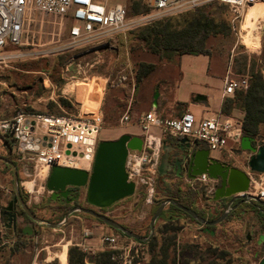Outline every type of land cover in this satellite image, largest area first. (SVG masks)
<instances>
[{
	"label": "rangeland",
	"instance_id": "374dc122",
	"mask_svg": "<svg viewBox=\"0 0 264 264\" xmlns=\"http://www.w3.org/2000/svg\"><path fill=\"white\" fill-rule=\"evenodd\" d=\"M117 1L127 10L124 24L119 29L99 31L96 38L85 39L80 44L71 45L66 21L61 32L57 33L55 29L53 31V37H55L53 46H65L62 50L47 53L52 46L47 44L32 51L31 54L27 53L23 59L12 61L9 67L0 70V119L11 117L17 112L56 115L60 112L83 118L102 115L100 141L115 140L126 134L128 130L126 127L128 124H122V118L126 112H129V116L136 120L142 112L150 109L148 105L153 100L157 82H160L162 96L165 98L163 99L166 111L164 116L172 118L181 116L188 111V106L175 101L174 88L176 89L179 80V57L159 59L157 55L150 52L147 44L140 37L142 31L152 25L169 24L171 28L178 29L189 27L198 9L206 12L211 20V31L206 37L205 44L210 50L213 64L215 66L226 64L234 78L250 75L252 68L255 73H261L264 76V23L259 21L263 17V14L259 15V13L264 7L261 2L249 6L239 19L234 20L235 13L230 6L217 0L195 8L176 6L169 10H156L146 0ZM38 20L43 19L38 18ZM39 28L44 30L42 35L45 36L47 33L45 28L41 26ZM10 50L20 51L17 47ZM139 62L157 64L158 67L150 75L148 83L142 86L140 84L135 89V72ZM40 71L43 74L38 73ZM145 96H148V104L144 101ZM61 98L68 102L67 106L61 105ZM51 103L54 106L49 109ZM237 112H234L235 117H238ZM154 130L158 132V135L155 136L156 138L152 137L147 143L150 149H154L158 146L157 139H160V164L161 156L164 154L163 145H169L173 140L171 136L161 134L159 128ZM256 143L264 145V138H256ZM235 152L240 163L234 159L227 160L232 166L244 171L249 154L240 152L236 148ZM0 153H4L1 150V141ZM13 158L22 169L23 163L17 160L16 155ZM25 169L30 171V165ZM29 179L19 174V181ZM151 184L153 190L148 192L146 185L138 182L134 195L118 201L112 205L113 208L103 209V213L130 231L148 237L151 233V220L158 209V202L168 199L165 196L168 191L181 188L183 197L185 193H190L198 205V207L192 206L195 211L202 207L219 204L213 199V195L205 194L202 185H196L193 188L185 181V178L161 175L159 165L157 173L151 178ZM23 194L28 200L33 197L30 203L31 209L45 223L44 229L38 228L39 242L35 245L45 246L43 239L52 234L54 239H60V231L52 230L48 224L53 222L52 219L60 220L59 216L51 217L48 205L51 202V192L45 186L39 188V192L32 193V196L24 192ZM169 205L171 204H167ZM182 216V219L173 216L172 222L166 227L167 219L160 217L157 219L152 238L157 241L158 246L151 251L147 261L144 260L138 264H148L151 257L159 253V248L163 244H171L169 264L173 258L177 262L182 250H189V252L185 251L186 256L182 257V264H205L202 262L201 255L205 251L216 253V250L212 251L204 240L193 239L194 244L188 243L190 237H186L187 231H183V227L193 221L185 215ZM184 234L186 239L181 245L179 241L183 240L181 236ZM76 237L75 234L74 238ZM42 240L43 243H41ZM197 240L200 243H196ZM248 243L245 236L238 241L220 240L219 246L222 252H229L231 255L220 263L213 260L207 261L210 264H249L247 256L249 248L246 247ZM60 247L50 248V253L44 250L36 255L34 251H24V245L20 243L18 247L20 255L16 257L15 264H40V262L47 264L46 260L49 264H60L56 257ZM62 259L65 261V256Z\"/></svg>",
	"mask_w": 264,
	"mask_h": 264
},
{
	"label": "built area",
	"instance_id": "2783aa9c",
	"mask_svg": "<svg viewBox=\"0 0 264 264\" xmlns=\"http://www.w3.org/2000/svg\"><path fill=\"white\" fill-rule=\"evenodd\" d=\"M146 1L156 10H169L176 6L195 8L216 0ZM217 1L230 6L235 13L234 20H237L256 0ZM126 14L127 10L122 4L106 8L94 0H0V68L8 67L12 61L47 44L52 45L47 53L62 50L65 46H53V31L55 29L57 33L61 32L68 18L73 20L68 26L70 44L77 45L85 39L96 38L99 31L119 29L124 24ZM38 18L43 20L39 21ZM39 26L45 28V36L42 35L44 30ZM14 47L20 51H11ZM248 87L247 77L234 78L228 71L224 79L223 96L233 95L238 90L246 91ZM129 121V112H126L122 124H128ZM138 124L145 134L144 146L141 151H129L126 163L129 180L136 185L141 182L146 185L148 192L153 190L151 178L158 171L160 139H157L158 146L154 149H150L147 142L152 138L151 129L157 127L163 135L178 139L186 137L192 143H203L210 150L222 151L237 162L235 148L249 154L246 167L243 168L250 179V188L246 193L233 197L237 200L247 196L249 201H264V172L257 173L249 168L248 162L253 153L241 148V118L214 116L197 120L193 113L186 111L179 118L163 119L152 108L141 117ZM102 125V115L83 118L68 114L17 112L11 117L0 119V134L11 138L17 160L23 163L22 174L30 178L20 181L22 191L29 196L39 192V188L46 186L54 166L78 168L90 173ZM29 165L30 171L25 169ZM185 181L193 188L202 185L206 195H213L218 184L217 180L207 174L194 179L185 177ZM29 182L32 183L31 188L28 187ZM12 191V185L3 183L0 168V192L9 194ZM230 201L231 199L227 202L225 211L232 209L233 203L230 204ZM103 241L110 251L111 260L116 264H138L147 261L149 256L145 242L122 234L105 236ZM34 242L38 244V234L34 237ZM41 250L36 246L37 255Z\"/></svg>",
	"mask_w": 264,
	"mask_h": 264
},
{
	"label": "crops",
	"instance_id": "0c3cea01",
	"mask_svg": "<svg viewBox=\"0 0 264 264\" xmlns=\"http://www.w3.org/2000/svg\"><path fill=\"white\" fill-rule=\"evenodd\" d=\"M94 1L96 3L104 5L106 8L113 7L116 4H121L117 0ZM259 2H261L262 7H264V0H258L256 4H258ZM259 21L264 23V16L260 18ZM72 23L73 20H71V18H68V26H70ZM178 68L179 80L176 89L174 88L175 101L186 104L188 106V111L193 113L197 120H202L203 118H209L214 116H234L235 111H238V117L243 119L244 111L242 109L235 108L231 111L230 114H224L222 112L224 100L233 96H223L224 79L229 71L226 64L215 66L212 62L211 56L205 54H185L178 58ZM2 69L3 68H0V70ZM38 73L43 74L42 71ZM149 78L150 76L146 80H144V82L141 83L140 86L144 85L145 83H148ZM156 90H159L157 106L154 107L153 100H151L150 105H148L150 107L148 111L154 108L156 113L161 118L175 119L172 117L164 116V113L166 111L163 105V99L165 98H163L162 96L163 92L161 90L160 82H157L155 84L154 92ZM197 95H202L206 99L197 101L195 99ZM144 101L148 104V96H145ZM148 111L142 112L141 116H138L136 120L132 116L130 117V121L126 126L128 128V130H126V134L144 138V132L138 123L141 117L144 116V114H146ZM155 128L157 127L152 128V137L158 135V132L154 130ZM4 139H7V137H3L0 135L1 150L2 152H4L0 153V168L2 170V181L6 185H12L13 191L9 194L0 192V209L6 206L15 194L13 183L11 182V180L13 181L12 169L10 165L5 162V160H10L15 163L16 159L13 158L15 156V153L13 148L11 150L9 149ZM171 139L174 141L178 138L172 137ZM198 144L199 148L209 150L210 158L216 159L220 162L229 163L227 159L231 158L226 153L222 151L210 150L206 145L200 142ZM4 157H6V159ZM7 157L11 159H7ZM16 166L18 173L22 175L21 166H19L18 164H16ZM32 198L33 197H31L27 201V205L31 211L32 207L30 206V203H32ZM48 205L51 208V206L54 205L53 201H51ZM194 205L198 207L196 202L194 203ZM226 205L227 203L222 202L218 205L199 208L198 210L200 211L197 210V212L208 220H215L224 213ZM232 207L233 209L231 210L228 217L219 224L213 226H206L203 224L188 222L185 227H183V231H187L185 232L187 234L186 237H190L188 243L194 244L195 242L193 239H201L204 240V243L210 246L209 248H211L212 251L216 250V253H212L211 251L209 253H206L205 251L202 255L200 254L201 258L203 259L202 262L205 264H210L208 263V261L210 260L220 263L224 258L231 255L229 254V252H222L219 246L220 240L235 239L238 241L243 236H245V238L249 242L246 246L247 249L249 248V251L247 252V256L249 257V264H258L260 259L264 256V250H261L263 248V244H260V241H262L261 236L264 235V207L259 205L256 201L243 202V200L241 199L235 200ZM110 208L113 207L111 206ZM164 210L166 211V215L164 216L165 219H167L169 216H175L178 219L183 218L182 214L171 211L169 209V206L167 205L165 206L163 211ZM32 213L40 219L39 222L33 221L28 216L23 215L18 221L16 232H11L10 234H8L5 229H1L0 227L2 233L0 241V264L16 263V257L20 255V252H18V247L20 243L24 245V251L28 252L30 250L36 253L34 237L39 233L38 228L44 229L43 224L45 223H43L41 217H39L35 213V211H32ZM58 216L60 217V220H56L55 217ZM61 216L62 215L60 214H51V217L55 219L51 220L53 221L52 223H48L52 230L60 231V239H54V234H52L50 237L48 236L47 238L43 239L45 242V246H39L40 249H42L41 252L46 250L49 253L51 252L50 248L61 246V249H59L56 253V257H58L60 264H69L68 252L71 247H78L88 256H94L98 252L107 250V245L103 241V237L122 234L121 232L115 231L113 228L104 223L98 221H89L85 219L80 220L79 218H71L69 222L64 225L61 222L63 219H61ZM52 224H60V226L54 227L52 226ZM75 234L77 236L76 238H74ZM181 237V239L183 240H180L179 244L182 245L184 244V239H186L185 234ZM43 240L41 243H43ZM196 243H200V241ZM31 244H34V246H31ZM185 251L189 252V250H182V252L179 254V259L175 264H182V257L185 255ZM63 256H65V261H63L62 259ZM47 261L48 260H46L45 262L49 264V262ZM40 264H43V262H40Z\"/></svg>",
	"mask_w": 264,
	"mask_h": 264
},
{
	"label": "water",
	"instance_id": "95a60500",
	"mask_svg": "<svg viewBox=\"0 0 264 264\" xmlns=\"http://www.w3.org/2000/svg\"><path fill=\"white\" fill-rule=\"evenodd\" d=\"M158 97L159 90H156L153 97L154 107L157 106ZM195 99L198 101L205 100L206 98L202 95H197ZM180 142L185 144V149H181L178 154H174V149L172 147L163 145L164 154L161 156L159 164V173L161 175H164L168 168L177 169L178 174L182 171L185 173L186 168L183 166L185 163L187 165V178L194 179L199 175L207 174L210 178L217 180L219 186L215 188L213 199L219 201L222 198H231L230 204L234 203L236 200V197H233L234 195L246 193L249 190L250 179L243 170L226 162H220L210 158L209 150L199 148L198 143H192L186 137L181 138ZM143 146L144 138L131 136L130 134H123L115 140H102L98 144L95 160L90 173L78 168L54 166L47 178L46 188L51 192L52 199L55 200L57 196H60L67 202L71 201V199H69L72 193L70 188L84 189L85 201L87 204L100 209L110 208L118 201L134 195L136 184L129 180L126 163L129 151H141ZM241 148L253 153L248 162L249 168L254 172L263 173L264 145L257 147L255 138L243 136ZM5 162L9 164L12 169L15 196L3 209V212H0V227L11 229L13 232H16L18 221L21 216L17 211H14L18 203L22 211L31 220L39 222L40 219L32 213L27 203L22 198L23 191L20 187L16 164L10 160H5ZM76 197H79V193L73 197L72 200ZM241 200H243V202L249 201L247 196H242ZM257 202L264 207V201L257 200ZM167 204L177 207L199 224L206 226H213L221 223L228 217L233 209V207L231 210L227 209L215 220H208L193 208L187 207L169 198L162 202L156 210L151 220V233L148 237L130 231L105 214L80 207L78 209L92 215L125 236L146 243L151 240L155 229V223ZM52 226L58 227L60 224H52ZM1 237L2 233L0 230V241ZM261 240L260 244H263L264 249V235L261 236ZM259 264H264V256L260 259Z\"/></svg>",
	"mask_w": 264,
	"mask_h": 264
},
{
	"label": "trees",
	"instance_id": "16d2710c",
	"mask_svg": "<svg viewBox=\"0 0 264 264\" xmlns=\"http://www.w3.org/2000/svg\"><path fill=\"white\" fill-rule=\"evenodd\" d=\"M195 15V18H193L194 21L189 27L178 29L177 27L171 28L169 24H161V26L160 24L152 25L142 31L140 39L147 44L150 52L157 55L159 59H171L173 56L180 57L185 54H205L210 56V50L206 47L205 41L208 33L211 31V20L208 14L201 9H198L195 12ZM157 67V64L139 62L135 72V89L143 83V81L146 80L157 69ZM241 77L248 78V89L246 91L238 90L232 97L226 98L223 102L222 112L224 114H230L235 108L242 109L244 111V117L242 119L243 136L255 139L259 137L264 138V76L261 73H255L252 68L250 75H242ZM60 101L63 106L68 105V102L65 99L61 98ZM52 106H54L53 103L49 105V109L52 108ZM58 115L63 114L59 112ZM4 141L11 150L13 148L12 140L7 138L4 139ZM4 158L6 159V157ZM7 159L11 158L7 157ZM22 195L24 196L23 193ZM184 195L185 197L182 196L181 188H178L177 190L168 191L165 196L168 199L171 198L192 208L195 200L190 193H185ZM162 202L163 201L158 202V207ZM169 209L173 212L185 215L193 222L198 223L173 205H169ZM165 215L166 211L164 210L161 213L160 218H164ZM63 217L64 216L62 215L61 218ZM171 218L172 216H169L167 218L168 221L165 220V227L172 222ZM144 245L147 247L148 253L150 254L151 251L156 249L158 243L152 238L150 241L144 243ZM170 251L171 244L161 245L159 253L153 255L148 264H169L171 260ZM68 256L69 264H116L111 260L109 250L98 252L94 256H88L78 247L74 246L69 249ZM175 263L176 260L173 258L171 264Z\"/></svg>",
	"mask_w": 264,
	"mask_h": 264
},
{
	"label": "flooded vegetation",
	"instance_id": "af4514ba",
	"mask_svg": "<svg viewBox=\"0 0 264 264\" xmlns=\"http://www.w3.org/2000/svg\"><path fill=\"white\" fill-rule=\"evenodd\" d=\"M180 139L174 140L169 145H167V144H164V145H166L167 147H172L174 149V154H178L181 151V149H185V144H182L180 142ZM183 166L186 168V172L185 173H183V171H182V172H180V174H178L177 169L168 168L166 173L163 176L170 175V176L178 178V179H184L185 177H187V165L184 163ZM218 186H219V183L217 184L216 187H218ZM70 189H71L72 193H71V195L69 197V199H71V201H69V202H67L64 198H62L60 196H57L56 199L54 200V199L51 198V195H50V200L53 201V203H54V205H52L51 208L49 209L51 214L52 215H55V214L63 215L64 217H63L61 222L64 225L66 223H68L71 218H79L80 220H84L85 219V220H89V221H99L98 219H96L92 215L87 214L86 212H84V211H82V210H80L78 208L80 207V208H83V209H89V210L95 211L97 213L104 214L103 213V209L91 206V205L86 203V201H85V190L84 189H76V188H70ZM78 193H79V197H76L74 200H72V198L75 197ZM14 196H15V194H14ZM14 196L12 197V199L10 201H12L14 199ZM22 198L27 203L28 199L26 198V196L22 195ZM228 201H229V199L222 198L218 202L221 204L222 202L223 203H227ZM6 206L2 207L0 209V212H3V209ZM14 211H17L21 216L26 215L25 213L23 214V211H22L21 206H20L19 203L16 205ZM2 217H3V215H2ZM1 229H5V228L1 227ZM5 230H6V232L8 234L13 232L11 229H5Z\"/></svg>",
	"mask_w": 264,
	"mask_h": 264
},
{
	"label": "bare ground",
	"instance_id": "6f19581e",
	"mask_svg": "<svg viewBox=\"0 0 264 264\" xmlns=\"http://www.w3.org/2000/svg\"><path fill=\"white\" fill-rule=\"evenodd\" d=\"M257 1H258V0H256L254 4H256ZM254 4H253V5H254ZM262 14H263V16H264V8H261V13H259V15H262ZM255 15H256V14H255ZM259 18H260V16H259ZM98 101H99V99H98ZM148 147L150 148V145H148ZM28 187L31 188V187H32V183L29 182V183H28ZM34 200H35V199H34Z\"/></svg>",
	"mask_w": 264,
	"mask_h": 264
}]
</instances>
